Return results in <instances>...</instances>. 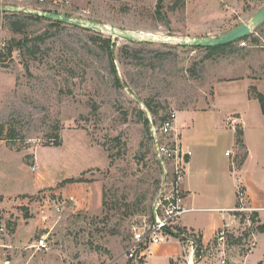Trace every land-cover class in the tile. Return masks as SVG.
I'll return each mask as SVG.
<instances>
[{"label": "rangeland", "instance_id": "1", "mask_svg": "<svg viewBox=\"0 0 264 264\" xmlns=\"http://www.w3.org/2000/svg\"><path fill=\"white\" fill-rule=\"evenodd\" d=\"M0 4L22 9L0 10V49L12 38H28L26 46L0 61V264H133L125 256L132 227L150 219L165 175L153 134L162 117L176 110L185 141L201 135L216 147L217 169L228 174L234 167L225 152L238 150V127L227 126L231 122L226 125L223 118L233 108L247 107L241 89L235 100L228 99L225 91L231 86L226 81L255 74L264 90V22L223 50L193 49L162 39L216 37L249 22L264 0ZM26 10L56 11L155 40L112 38L115 74L103 48L110 32L28 19L20 13ZM12 20H20L24 30L14 31ZM215 85L220 90L217 110L198 112L189 125L181 109L203 105ZM210 115L216 117L212 125ZM241 129L258 164L251 161L247 169L252 176L260 173L264 181V118L253 106ZM56 139L60 145L54 144ZM226 183L223 193L228 195V178ZM219 204L210 197L196 206ZM199 210L185 213L179 223L202 228L206 241L199 250L195 245V253L191 243L181 241L175 264H222V257L211 250L217 230L209 236L214 223L220 226L221 212ZM238 219L230 223L225 264H264V232L258 234V219ZM189 232L202 241L200 231ZM42 235L49 245L37 250L33 244ZM175 239L169 236L172 249ZM156 264H166L165 257L159 256Z\"/></svg>", "mask_w": 264, "mask_h": 264}, {"label": "crops", "instance_id": "2", "mask_svg": "<svg viewBox=\"0 0 264 264\" xmlns=\"http://www.w3.org/2000/svg\"><path fill=\"white\" fill-rule=\"evenodd\" d=\"M252 76H244L236 79H232L227 82L228 86H231V90L226 89L225 93L228 95V99H236V92L237 89H241L244 96L243 101L247 108L244 109H237L233 108L232 111L225 115L223 120L231 122L228 123L227 126L231 127H241L243 125L245 119L247 118V111L250 106H253L258 114H261V117L264 118V114L262 113L260 103L258 99L250 96L249 94V88L251 86H256L261 92L264 93V90L258 85L259 79L256 78L255 74H251ZM218 85V84H217ZM215 85L214 88V94L211 96H208V98L205 100L204 98V104L201 106L193 107V108H184L181 110H184L187 115L189 116V125L194 124V117L198 112H211L212 110H217L218 106H216L217 101H219V94L220 90L218 86ZM218 113H220L218 111ZM218 115V114H217ZM216 117L213 115H210L208 118V124L212 125L216 121ZM180 121L176 119L174 129L176 133L180 135V140L183 144V146H186V149H190L192 151V155L189 158V163L187 167V175L184 181V188L187 191L188 198L187 202L190 207H194L195 209H207V210H215L219 211V208H230L233 207L237 201L236 197V185H237V179H240L243 184L246 186L247 194L250 199V204L254 207L259 208L256 213H258V218L260 220V223H264V181L261 177L260 173H256V176H252L249 170L247 169V166H249V162L253 161V159H256V156L251 153L250 150H248L247 143L245 141L243 142V145L240 146L237 143V139L235 137V144H237V149L235 151H232V155L227 156V158H232L230 160V165L234 170L233 172H229L226 174L224 171H219L216 164V154H215V146L209 145L204 138L199 135L197 138H194L190 143H187L178 127V124ZM199 128L198 133L201 132V124H198ZM236 136V131H234ZM246 144V145H245ZM194 146L196 147V150L194 149ZM240 151V152H238ZM226 153V152H225ZM254 164V163H253ZM256 165H258L255 162ZM238 165L240 166L238 172L235 170V167L237 169ZM264 169V168H263ZM237 172V173H236ZM230 174L233 176V179L231 178ZM227 178L229 179V193L224 194L223 192H227ZM233 188V189H232ZM211 197L212 200L215 202H219L222 204L211 206V207H201L196 206V204H202L203 202H207L209 198ZM201 211V210H199ZM221 212V211H220ZM233 215L221 212V219H220V226L224 223H231ZM219 221V220H218ZM182 227H186L188 229H195L197 231H200L202 236V242L205 243L207 234L202 231V228L194 227V226H188L187 224H180ZM217 222L214 223L213 229L211 231V234L217 230ZM260 232H258L259 234ZM257 234V237H258ZM176 240V248L172 249L168 245V241L165 243H161L160 245L154 246L152 248V257H147L142 264H156L157 259L160 256H164L166 259V264H170L171 259L176 260L177 257L181 253L182 245L180 244L181 241L178 239ZM154 256V257H153ZM156 257V258H155ZM125 264V263H120Z\"/></svg>", "mask_w": 264, "mask_h": 264}, {"label": "built area", "instance_id": "3", "mask_svg": "<svg viewBox=\"0 0 264 264\" xmlns=\"http://www.w3.org/2000/svg\"><path fill=\"white\" fill-rule=\"evenodd\" d=\"M176 119L177 111L170 109L166 118L162 119L159 125L153 129L156 153L165 167V175L160 193L153 205L150 219L132 227V235L126 247L125 256L133 264H142L152 253V248L167 242L170 235L175 236L180 241L191 243V253H195V245L197 250L202 247L199 240L196 241L189 234L191 229L179 225V218L182 215L197 209L188 205V194L184 188L192 151L184 149L180 135L174 129ZM226 155L230 156L232 152L228 150ZM37 168L38 165L33 167L35 170ZM236 197L237 201L233 207L219 208L218 210L229 214L231 212V215H233L232 221H236L238 217L239 219L245 217L250 223L252 213L259 208L250 204L246 186L240 179H237ZM262 208L264 209V207ZM239 219L238 222H240ZM231 232L230 223H224L214 235L215 244L211 247V250L216 251L222 257V264L226 263L225 256ZM48 245L47 235H42L33 244L37 250H45ZM6 264H8V261H6Z\"/></svg>", "mask_w": 264, "mask_h": 264}, {"label": "water", "instance_id": "4", "mask_svg": "<svg viewBox=\"0 0 264 264\" xmlns=\"http://www.w3.org/2000/svg\"><path fill=\"white\" fill-rule=\"evenodd\" d=\"M0 10H12L18 11L22 10L16 6H8V5H1ZM28 13H33L35 15L45 17L55 21H61L64 23L82 26L90 30H95L98 32H110L112 34V38H123L130 41H153L155 38L152 35H142L140 33L131 32L128 30H120L116 27L102 24L97 21L88 20L84 18H79L76 16H68L56 11H47V10H26ZM264 22V6L259 9L251 18L249 22H243L233 28L225 31L224 33L219 34L216 37L211 36H202V37H193V38H176L166 36L162 40L163 41H174L177 44L183 46H201V47H215L226 45L236 40H240L243 37L252 33L253 29Z\"/></svg>", "mask_w": 264, "mask_h": 264}, {"label": "trees", "instance_id": "5", "mask_svg": "<svg viewBox=\"0 0 264 264\" xmlns=\"http://www.w3.org/2000/svg\"><path fill=\"white\" fill-rule=\"evenodd\" d=\"M22 14H24L28 19H34V20H47L49 21L51 24L53 25H61L64 24V22L61 21H55V20H51L45 17H41L38 15H35L33 13H25V12H20ZM10 25L11 28L16 31V32H21L24 30L26 25H23L22 22L20 20H12L10 21ZM87 29V28H85ZM249 35L243 37L242 39H246ZM44 37L42 36H38L37 39H43ZM28 38L25 37L23 39H16V38H12L11 40L7 41V44L0 49V61H4L8 56H11L12 52L14 49H21L24 46H26L28 44ZM104 44H106L105 47L107 49V53L111 62V65L113 67V72L115 74L116 73V68L114 65V48L116 46L115 42L112 43V37H108V38H104L103 39ZM233 42L226 44V45H221V46H215V47H201V46H190L193 49H206L209 51H217V50H223L224 48L230 46ZM118 78V77H117ZM249 94L250 96L258 99L260 106H261V110L262 113L264 114V93L261 92L256 86H251L249 88ZM167 114L165 116L162 117V119L166 118ZM55 137H57V135H55ZM10 140H13L15 137L14 136H10L7 137ZM0 139H2V134L0 133ZM236 139H237V143L242 146L243 145V130L241 129V127L236 129ZM55 145H60L58 142V139H56ZM70 181H78L79 179L75 180L74 178L68 179ZM251 218L253 221H256L258 219V226L257 229L259 232H264V223H260V220L258 218V213H256V211L254 213H252ZM200 244H201V239L199 240ZM175 260L171 259L170 264H175Z\"/></svg>", "mask_w": 264, "mask_h": 264}]
</instances>
